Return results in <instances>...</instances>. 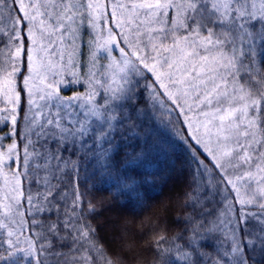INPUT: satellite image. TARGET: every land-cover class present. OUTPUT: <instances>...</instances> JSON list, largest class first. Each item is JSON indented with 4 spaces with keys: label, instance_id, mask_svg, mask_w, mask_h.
<instances>
[{
    "label": "snow or ice",
    "instance_id": "6c2138e0",
    "mask_svg": "<svg viewBox=\"0 0 264 264\" xmlns=\"http://www.w3.org/2000/svg\"><path fill=\"white\" fill-rule=\"evenodd\" d=\"M168 148L175 232L134 174ZM0 192V264H264V0H0Z\"/></svg>",
    "mask_w": 264,
    "mask_h": 264
},
{
    "label": "trees",
    "instance_id": "16d2710c",
    "mask_svg": "<svg viewBox=\"0 0 264 264\" xmlns=\"http://www.w3.org/2000/svg\"><path fill=\"white\" fill-rule=\"evenodd\" d=\"M164 120L166 121L167 117H164ZM160 127L167 137H171L175 132L172 126L164 129L163 124H161ZM134 174L149 176L154 180V183L143 185L140 188L144 200L148 205L153 206L152 212L158 211L160 205L167 203L170 199L173 200V207L167 213V220L170 231H177L180 226L174 223V220L181 211L179 204L182 201H176V197L185 190V184L188 179V166L185 163V156L182 151L179 148L176 150L168 148L162 154H153L146 162V165L138 169ZM115 180V176L112 178L106 177L104 182L97 183L95 188L90 187L92 182H82L79 185L81 192L88 190L89 194L85 197L86 200L91 199L97 205L101 201L107 202L103 210L93 218V223L98 227L100 235L109 242L113 235L111 222L117 217H128L130 219L135 217L140 219L147 215L146 212L141 213L134 210V200L128 199L121 204L111 199L110 193L114 191ZM75 187L76 182L73 177L71 189ZM69 203H71V198ZM85 210H87V205H85Z\"/></svg>",
    "mask_w": 264,
    "mask_h": 264
},
{
    "label": "rangeland",
    "instance_id": "374dc122",
    "mask_svg": "<svg viewBox=\"0 0 264 264\" xmlns=\"http://www.w3.org/2000/svg\"><path fill=\"white\" fill-rule=\"evenodd\" d=\"M73 92L72 91H67V92H62V95H72ZM0 196H2V192H0Z\"/></svg>",
    "mask_w": 264,
    "mask_h": 264
}]
</instances>
